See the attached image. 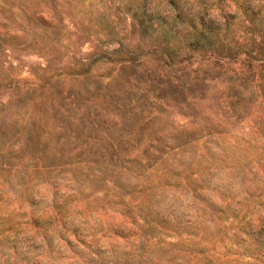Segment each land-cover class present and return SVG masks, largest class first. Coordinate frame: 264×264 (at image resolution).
Segmentation results:
<instances>
[{
  "label": "rangeland",
  "instance_id": "rangeland-1",
  "mask_svg": "<svg viewBox=\"0 0 264 264\" xmlns=\"http://www.w3.org/2000/svg\"><path fill=\"white\" fill-rule=\"evenodd\" d=\"M140 1L0 0V264H264V0Z\"/></svg>",
  "mask_w": 264,
  "mask_h": 264
},
{
  "label": "trees",
  "instance_id": "trees-1",
  "mask_svg": "<svg viewBox=\"0 0 264 264\" xmlns=\"http://www.w3.org/2000/svg\"><path fill=\"white\" fill-rule=\"evenodd\" d=\"M199 1L200 5L198 4ZM208 1L209 0H204L203 4L207 5ZM148 2L149 0L140 1L136 11L137 21L146 34L154 32L152 20L153 14L147 12ZM186 3L189 6L187 11L185 10L183 21L187 27L186 37L191 40L189 44L193 46V48L195 47L201 49H208L217 46V41L220 38L221 26L214 25V21L212 22L210 19L209 23L206 22V15H209L207 6H202L201 0H196V2H194L196 3L194 6V3H192L191 0H186ZM204 9L205 13H203ZM157 18L161 19L160 15ZM196 18H198V22H196ZM161 32L164 41L167 42V27L161 28ZM52 237L53 235L51 238H48V241H53Z\"/></svg>",
  "mask_w": 264,
  "mask_h": 264
}]
</instances>
